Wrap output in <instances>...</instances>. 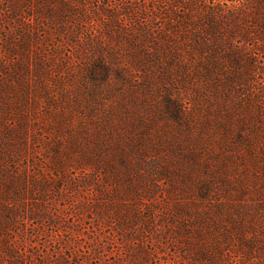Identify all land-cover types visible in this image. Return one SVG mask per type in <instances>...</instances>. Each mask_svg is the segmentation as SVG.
Listing matches in <instances>:
<instances>
[{
	"label": "rangeland",
	"instance_id": "obj_1",
	"mask_svg": "<svg viewBox=\"0 0 264 264\" xmlns=\"http://www.w3.org/2000/svg\"><path fill=\"white\" fill-rule=\"evenodd\" d=\"M128 1L147 13H119ZM107 2L56 25L27 16L23 27L0 10V80L19 58L31 69L25 92L0 103V209L42 203L46 214L11 225L16 261L264 264V129L252 116L264 112V71L232 82L222 68L200 72L183 48L175 58L132 46L138 27L178 26L163 12L170 0ZM19 33L33 38L27 57L7 47ZM11 260L0 246V264Z\"/></svg>",
	"mask_w": 264,
	"mask_h": 264
},
{
	"label": "trees",
	"instance_id": "obj_2",
	"mask_svg": "<svg viewBox=\"0 0 264 264\" xmlns=\"http://www.w3.org/2000/svg\"><path fill=\"white\" fill-rule=\"evenodd\" d=\"M5 1L7 3L6 7L4 6L6 4ZM152 1L156 5L155 8H159L164 0ZM1 3L3 4V7H0L4 16L3 20L15 19L16 21H21L20 24L23 27L27 26V23L22 18L27 16H31L34 21L48 17L51 23L56 25L57 21L66 23L72 17L83 20L88 13L85 8L88 0H1ZM121 4L118 10L119 13L125 14L131 19L134 18L135 13H147V5L145 3L136 4L138 6L129 1ZM170 4L173 7L163 12H166L167 16L177 21L179 23L178 26H166L157 34L142 27H138V31H135L136 33H131L123 28V31L125 30L134 35L130 39L132 46L142 40L152 42L154 44L153 47L157 48V51L174 52L172 56H175V58L178 57L176 55L180 51L179 49L183 48L189 52L191 62L195 64L198 70L200 69V72L205 67L208 70V74L213 76L214 68H222L226 72L225 75L232 82L239 80L251 81V77L254 78L257 73L264 71V61L262 63L260 59V51L264 55V0H226L225 3L215 1L212 4L204 2V0H170ZM108 5L105 3L100 7V11L107 14L111 22L116 23L117 15L112 13ZM180 7L184 8L183 12L179 10ZM181 28L184 30V34H176L175 39L172 38L173 36L170 33L174 31L178 33ZM19 37V40L9 38L6 41L7 47L9 52H15L17 55L27 57L26 51L29 50L30 42L33 38L30 35L29 37L23 36V34H20ZM250 42H253V47L259 50L258 55L253 52L247 53ZM250 50L253 51V48H250ZM29 68V65H26L22 58H19L10 67L4 68L11 79L0 80L1 104H7L4 95L8 91H11L16 96L21 95V92H25L20 86L28 83L27 78L31 71ZM95 69L99 70L98 67H95ZM41 70L38 65L36 71L40 76L44 75ZM101 70L100 68L99 71ZM106 80L107 78L99 81L103 82ZM260 110L258 109L252 116L256 118L264 129V112ZM227 117L233 118L231 114H228ZM0 119H2L1 115ZM227 126L229 125H224L227 130V134L224 135L225 139H229L226 135H231L232 133L231 127ZM41 204H34L27 215H23L21 211L12 208L0 209V246L12 258L11 264H19V261H16V249L10 245L8 231L15 219L21 214L24 218L27 217L37 220L39 223H44L46 214ZM123 222L126 223L125 221ZM124 223H120L122 227L126 225ZM130 227L133 228V224ZM145 257L146 255H143V261H146ZM59 263L68 264L65 260H61Z\"/></svg>",
	"mask_w": 264,
	"mask_h": 264
}]
</instances>
